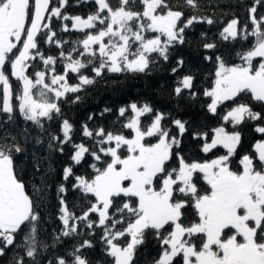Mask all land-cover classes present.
<instances>
[{
	"label": "snow or ice",
	"instance_id": "obj_1",
	"mask_svg": "<svg viewBox=\"0 0 264 264\" xmlns=\"http://www.w3.org/2000/svg\"><path fill=\"white\" fill-rule=\"evenodd\" d=\"M185 2L198 7L197 0ZM93 3L95 10L82 17L64 11L68 0H0V113L7 116L3 123L12 121L18 111L43 131L46 122L60 118L59 134H50V139L61 154L65 145L71 148L63 181L71 179L72 189L82 194L83 209L77 215L69 208L63 198L68 187L62 183L58 188L62 228L55 241L79 236L83 224L92 230L89 236H95L94 229L100 231L103 247L95 258V243L85 239L47 264H138V249L149 235L159 245L152 264H264V15L257 17L255 6L261 0L248 10L251 29L233 18L219 33L224 41L254 38L247 50L237 53L240 63L204 57L215 69L203 95L210 98L208 111L222 114V123L190 135L202 141L204 154L218 147L226 150L206 159L182 154L181 140L189 131L186 121L173 119L178 134H170L165 114L154 112L147 103L119 108L122 130L90 129L85 123L80 135L90 143L73 139L75 126L63 118L60 106L69 93H79L105 71L150 70L153 54L167 61L170 49L185 43L186 29L205 22L203 17H185L168 0ZM57 28L84 35L66 51L68 41ZM45 46L55 47L58 54H50L51 48ZM203 47L214 50L217 45ZM177 65L173 74L183 67V59ZM85 70L95 75L90 77ZM70 73L78 83L69 82ZM10 77L17 82L15 89ZM194 81L191 74L178 78L175 95L187 91L194 98ZM249 94L260 111L242 102ZM79 99L77 95L75 100ZM248 121L259 122L253 130L260 138L251 153L234 160L241 144V133L235 129ZM23 135L27 140V129ZM24 151L16 136L0 134V256L19 248L23 255L17 254L15 264H39L37 255L49 247L40 239L38 227L43 189L34 188L36 195L31 194L18 175L16 159ZM201 180L206 187L199 186Z\"/></svg>",
	"mask_w": 264,
	"mask_h": 264
},
{
	"label": "trees",
	"instance_id": "obj_2",
	"mask_svg": "<svg viewBox=\"0 0 264 264\" xmlns=\"http://www.w3.org/2000/svg\"><path fill=\"white\" fill-rule=\"evenodd\" d=\"M117 0H113L115 4ZM169 5L174 10L184 12L185 17L198 16L205 18V22L194 24L185 31V43L177 45L174 49H170L167 61L155 56V62L150 66V70L140 72H121L112 73L105 71L103 75L95 77V83L86 85L79 93H69L65 100L60 103L63 118L69 119L75 126L76 135L73 139L79 143L81 141L90 143L87 138L80 135L81 127L87 123L89 128L103 126L106 130L119 131L124 117L119 116V108L127 106L130 103L142 105L149 104L154 112H162L166 116L164 123L171 129L170 134H178V129L171 123L173 119L186 121V127L189 131L184 134L181 140L182 154L186 158L206 159L215 155H222L225 149L218 147L214 153L204 154L200 151L202 141L194 140L190 133L192 131H210L212 128L220 126L221 113L218 111L213 115L208 111L207 105L210 98L203 95V90L210 87L215 69L212 61L205 60V56H220L228 64L240 63L237 56L238 52L247 50L254 38L250 37L247 41L237 38L235 41H224L220 38V31L233 19L238 18L241 25L248 24L251 29L249 20V9L254 6L255 0H197L198 7H189L185 0H168ZM257 8V17L264 15V0L260 4H255ZM95 10L93 0H68V5L64 11L69 15H80L86 17ZM206 19H212L213 24L206 23ZM60 22L54 20V24ZM70 23V22H68ZM58 35L62 39L68 41L65 45L67 51L74 41L83 38V33L59 32ZM216 43L214 50H207L203 47L204 43ZM50 54L57 55L58 50L52 46ZM183 59L182 68L173 74L172 69L177 68V60ZM60 71V65H57ZM84 74L90 77L95 74L90 70H85ZM194 75V91L197 95L193 98L189 96L187 91L180 96H176L173 89L178 78L184 75ZM13 81V88L17 87V82ZM70 83H78L75 75L69 74ZM80 99L75 100L76 96ZM0 100H2V92H0ZM242 102L251 103L255 111L261 108L257 102L250 99V94L244 98ZM111 109L104 112V109ZM103 113V115H101ZM93 119L89 120V116ZM7 119L6 114L0 113V134L9 133L16 136L17 140L24 147L25 151L18 154L16 159L17 173L23 179L26 190L31 194L34 188L43 189V199L40 202L41 219L39 223L40 239L49 247L41 249L36 259L39 264H47L49 259H53L57 255H61L66 251H71L74 244L80 243L85 239H92L96 247L93 251L95 258L102 255L103 247L100 242V231L94 229L95 236H89V230L81 224L79 229L80 235L73 237H61L60 241H55V237L59 235L62 228V222L59 219V208L61 194L58 188L62 183L68 187L67 193L63 196L70 209L80 215L83 209V198L79 191L73 190L71 187V179L68 182L63 181V169L69 164V155L71 148L65 145V152L61 154L56 150L55 142L50 139V134H59L60 118H54L50 122L45 123V130L41 131L29 121H25L17 112L14 113L13 120L3 123ZM148 122L149 118H144ZM258 121H248L238 125L235 130L241 133V144L237 149L238 156L234 160H238L240 155L251 153L252 145L260 138V135L254 132L255 125ZM229 130H233L231 125H226ZM27 129V140L24 139V130ZM125 134L128 130L123 129ZM37 139L42 141L37 143ZM153 142L154 139H153ZM52 143V148H49ZM237 164L234 162L233 168ZM82 171V170H81ZM79 174V172H78ZM199 186L206 187L203 180ZM75 206V207H74ZM191 211V209L189 210ZM159 245L154 237L147 236L145 244L140 246L137 252L138 264H152V258L158 254ZM23 255V251L19 248L8 249L4 256H0V264H15L17 254ZM27 260V258H26Z\"/></svg>",
	"mask_w": 264,
	"mask_h": 264
},
{
	"label": "rangeland",
	"instance_id": "obj_3",
	"mask_svg": "<svg viewBox=\"0 0 264 264\" xmlns=\"http://www.w3.org/2000/svg\"><path fill=\"white\" fill-rule=\"evenodd\" d=\"M228 128V127H227ZM228 130H229V128H228ZM229 131H233V130H229Z\"/></svg>",
	"mask_w": 264,
	"mask_h": 264
}]
</instances>
